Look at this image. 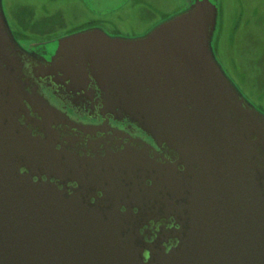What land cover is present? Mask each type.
<instances>
[{
  "label": "water",
  "instance_id": "water-1",
  "mask_svg": "<svg viewBox=\"0 0 264 264\" xmlns=\"http://www.w3.org/2000/svg\"><path fill=\"white\" fill-rule=\"evenodd\" d=\"M217 17L87 29L29 69L0 0V264H264V113L216 58Z\"/></svg>",
  "mask_w": 264,
  "mask_h": 264
},
{
  "label": "flooded vegetation",
  "instance_id": "flooded-vegetation-1",
  "mask_svg": "<svg viewBox=\"0 0 264 264\" xmlns=\"http://www.w3.org/2000/svg\"><path fill=\"white\" fill-rule=\"evenodd\" d=\"M38 3L28 4L27 0H1L4 18L9 26L12 36L19 44L20 48L27 56L26 66L31 68L32 62H44L50 60L55 53L58 41L71 34L92 28H99L110 36L122 38H138L146 35L160 23L174 17L177 14L188 9L196 0H30ZM217 6V23L222 19V0H210ZM63 3L67 4V10L64 9ZM75 14L74 9H79V15L82 18L81 23L68 29L62 35L50 38L54 31L52 25L59 24L61 28L68 27L69 11ZM71 9V10H70ZM81 9V10H80ZM237 18L241 19V12L237 9ZM235 13V14H236ZM85 18V20H83ZM30 24L37 28L34 33L36 37L42 38L47 36L49 44L42 45L38 48L32 45L22 43L21 36L17 33L14 25ZM59 23V24H58ZM40 26L47 29L46 33H41ZM217 28V27H216ZM18 29L24 34L27 27ZM39 29V30H38ZM36 30V29H35ZM29 31V30H28ZM217 31V30H216ZM44 34V35H42ZM57 35V34H56ZM49 37V38H48ZM53 42L55 46L53 47ZM218 60V59H217ZM225 70V66L221 63ZM44 91L50 97L51 101L59 107H66L69 115L76 121L99 124L102 118L94 116L90 109L84 106H72L67 99L68 96L55 94L53 89L44 88ZM116 126L132 136L148 139L135 126L130 125L127 121L117 122L110 121Z\"/></svg>",
  "mask_w": 264,
  "mask_h": 264
},
{
  "label": "rangeland",
  "instance_id": "rangeland-1",
  "mask_svg": "<svg viewBox=\"0 0 264 264\" xmlns=\"http://www.w3.org/2000/svg\"><path fill=\"white\" fill-rule=\"evenodd\" d=\"M27 3L38 2L27 0ZM63 6L67 10V4L63 3ZM237 9L241 12L240 20L237 18ZM74 11L76 14L75 9ZM222 11V19L217 23V31L213 38L216 58L224 64L225 73L247 100L264 113V0H222ZM78 12L79 9L76 15H79ZM75 14L72 8V12L69 11L68 14V27L61 28L62 24L59 23L57 27L52 25L54 33L50 38L62 35L68 29L80 24L82 18ZM18 26L23 30L26 27L28 29L22 34ZM29 26L33 25L24 23L14 25L23 44L38 48L50 43L47 41V36L39 38L34 33H30L37 31V28ZM39 28L41 33L49 32L45 27ZM54 46L55 42H53Z\"/></svg>",
  "mask_w": 264,
  "mask_h": 264
}]
</instances>
